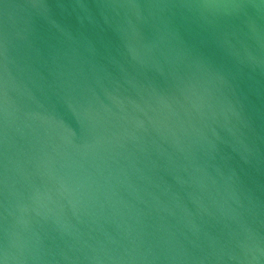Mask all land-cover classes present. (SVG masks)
I'll list each match as a JSON object with an SVG mask.
<instances>
[{
  "label": "water",
  "instance_id": "95a60500",
  "mask_svg": "<svg viewBox=\"0 0 264 264\" xmlns=\"http://www.w3.org/2000/svg\"><path fill=\"white\" fill-rule=\"evenodd\" d=\"M0 264H264V0H0Z\"/></svg>",
  "mask_w": 264,
  "mask_h": 264
}]
</instances>
